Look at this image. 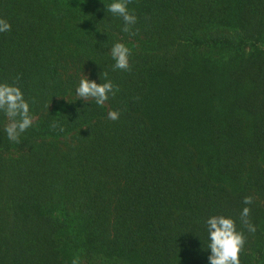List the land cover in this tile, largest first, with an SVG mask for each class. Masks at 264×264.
<instances>
[{"label": "trees", "instance_id": "1", "mask_svg": "<svg viewBox=\"0 0 264 264\" xmlns=\"http://www.w3.org/2000/svg\"><path fill=\"white\" fill-rule=\"evenodd\" d=\"M107 2L0 0V82L33 118L13 143L0 112V264H207L210 215L264 264V0H131L130 33ZM105 73L114 96L77 100Z\"/></svg>", "mask_w": 264, "mask_h": 264}, {"label": "clouds", "instance_id": "2", "mask_svg": "<svg viewBox=\"0 0 264 264\" xmlns=\"http://www.w3.org/2000/svg\"><path fill=\"white\" fill-rule=\"evenodd\" d=\"M131 0H108L103 5V12H108L118 17L123 22L122 32L130 33L132 26L137 23V16L129 9ZM99 11V9H98ZM11 30V25L0 20V33ZM108 54L113 61L112 67L121 71L130 68L129 58L131 49L124 43L115 42L109 49ZM100 81V78H99ZM118 89L107 78L105 73L104 82L97 83L82 75L74 88L77 100H92L97 106H103L110 96H114ZM0 112L4 114L9 123L3 128L6 138L17 143L20 137L32 127L33 118L30 110V102L25 98L24 92L15 84L0 82ZM118 111H109V120L119 119ZM245 204L251 203V198L246 197ZM248 208H244L241 216L247 217ZM247 223V221H244ZM206 232L207 264H240V253L245 244L243 233L237 230L236 221L229 216L210 215L204 221ZM250 232H255V227L248 225Z\"/></svg>", "mask_w": 264, "mask_h": 264}, {"label": "rangeland", "instance_id": "3", "mask_svg": "<svg viewBox=\"0 0 264 264\" xmlns=\"http://www.w3.org/2000/svg\"><path fill=\"white\" fill-rule=\"evenodd\" d=\"M262 31V35H261V41H262V44H264V27L261 29ZM130 45V48L132 50H139L140 49V43H136V42H132L129 44ZM117 264H123V263H117Z\"/></svg>", "mask_w": 264, "mask_h": 264}]
</instances>
